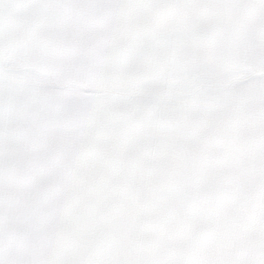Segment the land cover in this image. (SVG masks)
Segmentation results:
<instances>
[{
    "label": "snow or ice",
    "instance_id": "6c2138e0",
    "mask_svg": "<svg viewBox=\"0 0 264 264\" xmlns=\"http://www.w3.org/2000/svg\"><path fill=\"white\" fill-rule=\"evenodd\" d=\"M0 264H264V0H0Z\"/></svg>",
    "mask_w": 264,
    "mask_h": 264
}]
</instances>
